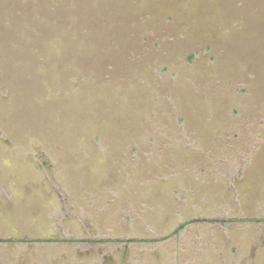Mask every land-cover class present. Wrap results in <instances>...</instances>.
<instances>
[{
    "label": "rangeland",
    "instance_id": "374dc122",
    "mask_svg": "<svg viewBox=\"0 0 264 264\" xmlns=\"http://www.w3.org/2000/svg\"><path fill=\"white\" fill-rule=\"evenodd\" d=\"M0 264H264V0H0Z\"/></svg>",
    "mask_w": 264,
    "mask_h": 264
},
{
    "label": "trees",
    "instance_id": "16d2710c",
    "mask_svg": "<svg viewBox=\"0 0 264 264\" xmlns=\"http://www.w3.org/2000/svg\"><path fill=\"white\" fill-rule=\"evenodd\" d=\"M88 243H90V244H100V243H104V242L100 241V240H96V241H88Z\"/></svg>",
    "mask_w": 264,
    "mask_h": 264
}]
</instances>
